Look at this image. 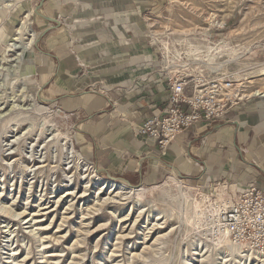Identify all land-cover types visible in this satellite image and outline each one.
Here are the masks:
<instances>
[{
	"label": "rangeland",
	"instance_id": "obj_1",
	"mask_svg": "<svg viewBox=\"0 0 264 264\" xmlns=\"http://www.w3.org/2000/svg\"><path fill=\"white\" fill-rule=\"evenodd\" d=\"M76 3L52 15L39 0H0V264H264L256 253H264V221L246 222L245 238L228 237L235 249L222 242L223 231L213 224L215 214L249 189L234 179L251 166L242 149L217 146L222 157L212 174L203 172L196 153L193 171L176 167L180 177L197 184L184 186V201L169 172L144 179L109 169L83 146L82 113L72 115L64 101L69 98L54 97L43 84L56 65L54 56L65 55L59 48L73 42L65 21L44 18L67 19ZM96 3L99 14L115 6L111 0ZM115 7L132 17L131 30L153 46L159 69L187 79L188 94L198 78L228 75L240 105L264 103L263 96H250L264 87V0H119ZM28 10L27 27L15 36ZM83 162L94 165L103 180L84 172ZM220 165L225 172L216 173ZM104 179L142 189L124 199L99 189ZM254 211L264 220L263 196L254 194L248 212Z\"/></svg>",
	"mask_w": 264,
	"mask_h": 264
},
{
	"label": "crops",
	"instance_id": "obj_2",
	"mask_svg": "<svg viewBox=\"0 0 264 264\" xmlns=\"http://www.w3.org/2000/svg\"><path fill=\"white\" fill-rule=\"evenodd\" d=\"M96 1L39 0V7L48 5L52 15L64 12L65 5L77 2L67 19L44 18L56 24L65 21L73 42L69 39L64 47L54 46L55 49L62 46L59 50L65 55L54 56L56 65L51 66V74H47L43 84L52 87L54 97L69 98L64 101H67L66 108L73 109L72 115L82 113L85 140L81 143L89 154L109 169L128 170L149 179L160 177L171 166L193 171L195 166L191 160L195 153L203 172L212 174L218 157H222L216 147L225 145L226 152L230 147L239 152L242 149L252 161L251 166H243L236 172L234 179L242 180L241 184L246 187L256 182L264 189L262 102H243L234 106L232 112H237L233 116L230 113L224 122L215 121L208 127L197 124L183 130L164 153L153 140L135 134V125L167 104L166 76L159 69L153 46L131 30L132 17H123L115 7L119 0H111L115 5L112 11L102 14L94 5ZM80 3L84 5L78 9ZM80 37L92 41L85 42ZM97 86L99 89L95 90ZM220 169L221 173L225 172V166L220 165L216 173Z\"/></svg>",
	"mask_w": 264,
	"mask_h": 264
},
{
	"label": "built area",
	"instance_id": "obj_3",
	"mask_svg": "<svg viewBox=\"0 0 264 264\" xmlns=\"http://www.w3.org/2000/svg\"><path fill=\"white\" fill-rule=\"evenodd\" d=\"M163 72L168 83L167 104L152 111L133 127L135 134L153 140L163 153L183 130L197 124L208 127L215 121H226L229 112L242 101V97L234 92L232 76L198 78L188 94L187 79ZM248 186L249 189L240 193L235 202H229L228 207L218 214L219 233L228 229V237L245 238L246 222L263 223L260 212L251 213L248 209L254 194L259 199L264 198V193L256 182Z\"/></svg>",
	"mask_w": 264,
	"mask_h": 264
},
{
	"label": "bare ground",
	"instance_id": "obj_4",
	"mask_svg": "<svg viewBox=\"0 0 264 264\" xmlns=\"http://www.w3.org/2000/svg\"><path fill=\"white\" fill-rule=\"evenodd\" d=\"M11 1V0H10ZM12 4L11 3H7L5 6L6 7H9V6H11ZM31 10H28V11H26L25 12V14H24V16H23V18L21 19V21H20V27H18L17 29H15L16 31V33H14V35L15 36H18L19 34H21L22 33V31H24V30H21L23 27H24V29H25V27H27V19H28V17H29V15H30V12ZM32 34V33H31ZM24 36V35H23ZM21 37H22V35H21ZM32 37V36H31ZM15 38V37H14ZM11 39V38H10ZM17 39V37L14 39V40H16ZM27 39V38H26ZM29 39V38H28ZM20 40V39H19ZM36 40V35H33V37H32V39H31V42H30V44L33 42V41H35ZM29 41H30V39H29ZM5 51H7V49L5 48ZM8 51H12V50H10V49H8ZM35 64V63H34ZM105 90V89H104ZM252 95H256V96H259V95H261V96H263L264 97V87H262L261 89H257V90H255V91H253V93L252 94H250V96H252ZM110 96V95H109ZM62 139H65V140H67V141H70L69 139H68V137H65V136H63L62 137ZM66 141V142H67ZM72 153H75L76 155L74 156V157H76L75 159H76V161H77V159L78 158H80L78 155H77V151L74 149V148H72V151H71ZM82 161V160H81ZM80 163V162H79ZM84 163V162H83ZM84 165V167L86 166V168H84L85 170H84V172H87V171H89V174H91L92 173V175L94 176V177H96V178H98L100 181L101 180H103V179H100L99 178V175H98V171L96 170V168L94 167V165H92V166H90L88 163H84L83 164ZM79 166V165H78ZM169 174H168V178L169 179H171L172 180V182H174V184H176V186H177V188L179 189L178 191H179V193H180V196L182 197V200L184 199V201H185V199H187V196H186V193L184 192V186L185 185H192V186H197V184H196V182H191V181H187V179H184V178H182V177H180V172H179V170H177V168L175 167V166H171V167H169ZM88 174V175H89ZM128 185V183L127 182H125V181H123V180H110V181H107V180H105L104 179V181H102L100 184H99V189H102L103 190V188H104V190L103 191H105V190H107V189H109L110 188V192H113V191H116V194H115V196H117V194H119L118 196H125V197H123L124 199H127V198H130V196H127V195H135L136 193H138V192H140L141 191V189L142 188H138V187H132V186H127ZM99 192H103V191H101V190H98ZM66 195L65 196H68V195H71L72 194V192H70V191H68V192H66L65 193ZM217 196V195H216ZM122 198V197H121ZM122 198V199H123ZM222 200L223 199V196H222V194L220 193V194H218V196H217V200ZM132 200V199H131ZM136 200V199H135ZM193 200H194V203L195 204H198V203H200L199 201H197V198H193ZM216 200V201H217ZM107 203H109V200L108 201H106ZM114 202V201H113ZM202 202V201H201ZM106 203V204H107ZM185 203V202H184ZM101 204V203H100ZM104 204V203H103ZM224 204H226L225 202H224ZM198 211V210H197ZM220 211H222V210H220ZM199 213H201V209H200V211H198ZM205 212V211H204ZM197 213V212H196ZM216 213V212H215ZM214 213V214H215ZM219 213V212H218ZM196 215V214H195ZM213 215V214H212ZM183 216V215H182ZM198 216H200V215H198ZM217 216H216V214H215V216H214V219H213V224H216V226L218 227L219 226V221H218V219L216 218ZM192 220V219H191ZM189 222H190V220H189ZM198 222V221H197ZM212 222V221H211ZM190 224H191V222H190ZM192 225V224H191ZM195 226V225H194ZM215 225H214V227H216ZM193 227V226H192ZM216 231V230H215ZM225 232H223V237H221L222 238V242H224V244L225 245H228L229 246V249H235L237 246H236V244L235 243H233V242H231L230 240H229V238H228V234H227V232H228V229H225L224 230ZM222 233V232H221ZM221 233H219L220 235H221ZM220 237V236H219ZM256 253H258V255H260V257L261 256H264V253H262L261 252V254L259 253V252H257L256 251ZM51 254V253H50ZM55 254H51L50 256H54ZM258 258V257H257ZM261 259H262V257H261ZM259 260V259H258ZM264 261V260H263Z\"/></svg>",
	"mask_w": 264,
	"mask_h": 264
}]
</instances>
